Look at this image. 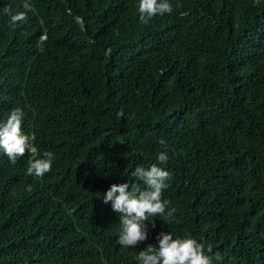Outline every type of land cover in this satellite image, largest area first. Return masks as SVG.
Returning a JSON list of instances; mask_svg holds the SVG:
<instances>
[{"label":"trees","instance_id":"obj_1","mask_svg":"<svg viewBox=\"0 0 264 264\" xmlns=\"http://www.w3.org/2000/svg\"><path fill=\"white\" fill-rule=\"evenodd\" d=\"M169 3L144 24L139 0H0V124L22 109L36 149L0 151V264H139L161 231L264 264V0ZM45 151L51 172L28 176ZM153 164L174 219L122 249L102 197Z\"/></svg>","mask_w":264,"mask_h":264},{"label":"clouds","instance_id":"obj_2","mask_svg":"<svg viewBox=\"0 0 264 264\" xmlns=\"http://www.w3.org/2000/svg\"><path fill=\"white\" fill-rule=\"evenodd\" d=\"M260 0H254L259 4ZM28 7L27 4L24 5ZM173 6L169 0H139L138 13L140 22L147 24L156 15L163 16L171 14ZM4 12L11 16L10 23L15 25L23 22L26 14L19 12L12 14L8 8ZM23 110L15 108L11 111L7 121L0 124V151L7 156L12 164L23 157L27 150L30 153L36 152L35 147L30 143L29 136L22 132ZM123 113H117V118ZM163 145L165 142L160 140ZM27 149V150H26ZM55 157L51 151H45L41 158L29 162L26 174L36 178H42L51 172ZM169 157L166 153H159L157 162L159 165H166ZM131 175L142 182L141 189L136 183L113 184L104 193L102 200L105 205L111 203L112 210L119 214L120 231L116 244L122 249L134 248L138 243L148 238V224L152 223V217H160L165 223L174 219L175 209H169V201L162 199L163 191L168 187L167 181L171 178L170 172L163 167L153 164L150 169L137 166ZM30 191V186L27 189ZM158 247L148 245L145 250L140 251L136 256L139 264H214L221 260L217 252L212 256L211 245L198 242L196 239L176 238L171 233L161 231L156 237Z\"/></svg>","mask_w":264,"mask_h":264},{"label":"water","instance_id":"obj_3","mask_svg":"<svg viewBox=\"0 0 264 264\" xmlns=\"http://www.w3.org/2000/svg\"><path fill=\"white\" fill-rule=\"evenodd\" d=\"M31 143V142H30ZM27 150V149H26ZM27 151H29V150H27Z\"/></svg>","mask_w":264,"mask_h":264}]
</instances>
